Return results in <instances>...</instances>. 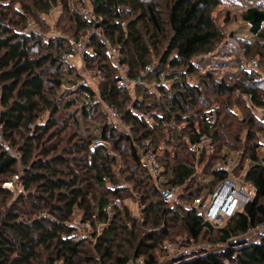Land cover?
<instances>
[{
	"label": "trees",
	"instance_id": "16d2710c",
	"mask_svg": "<svg viewBox=\"0 0 264 264\" xmlns=\"http://www.w3.org/2000/svg\"><path fill=\"white\" fill-rule=\"evenodd\" d=\"M31 1L36 11L49 13L58 0ZM60 1L75 27L74 35L52 37L45 42L39 33L25 32L29 17H34L33 10L15 11L18 20L14 21L3 13L11 9L12 0H0V128L10 147H17V154L12 155L9 147L0 143V264H39L42 249L48 251L51 264H81L91 243L99 262L104 264H124L138 257H143L148 264H225V261L264 264V239L250 244L242 238L249 226L264 223V167L257 154V131L250 130L253 126L259 125V130L264 127L253 109L264 108V89L260 87L261 84L264 87V82L259 84L252 77L253 70H245L247 74L242 78L253 87L217 82L211 76H208L211 82L205 85L201 81L195 85L187 79L189 74L196 73L192 59L211 54L223 38L213 16L222 1L87 0L90 9L79 5L70 7L68 0ZM84 10L90 13V19ZM19 19L24 20L23 31L15 30L20 27ZM242 19L249 25L251 34L264 41V8L249 7ZM83 33L88 35L87 47L93 51L91 55H84L87 65H99L106 78L99 97L115 107L121 120L131 126V134L121 133V140L128 144L127 152L119 146L120 131L105 112L99 116L104 114L106 122L94 135L78 132L67 139L68 144L74 137L78 138L74 147H62L67 136L65 128H56L62 126L60 111L72 104L62 106L50 97L51 90H48L61 86V81L53 76L61 64H67L64 56L74 50L71 38L79 41ZM104 39L117 48L130 78L145 81L150 76L156 77V92L161 94V99L152 98L154 93L145 88L138 87L135 97L119 86L118 66L111 63L110 67ZM163 46L166 51L155 71L144 74L146 67L152 65V55L159 56ZM245 50L249 53L248 48ZM162 72L167 73L163 83L159 79ZM167 81H173L170 87ZM78 90L94 96L85 86ZM212 90L221 98L216 100L217 107L207 118L203 111L214 106ZM234 94L250 97L252 107L245 108V119L233 121L237 117L235 111L232 109L228 114L223 111L228 109L224 106L228 102L223 104L224 97ZM89 101L88 107L81 106L85 117L90 116L97 104H102L94 98ZM124 106L129 107L122 115ZM47 110L51 113L42 119ZM155 111L161 114L158 116ZM69 121L79 126L76 117H69ZM246 122L249 129L244 132ZM203 135L211 137L214 152L197 154L191 150L190 143ZM96 141L100 143L95 144ZM111 142L117 149L110 152ZM144 144L158 154L167 186L181 188L179 200L191 203L190 207L183 204L171 207L160 198L142 168L139 148H145ZM235 152L241 158L234 174L239 176L245 168L244 160L250 159L246 179L255 184L258 193L222 227L210 230L204 226L203 217L193 203L208 197L229 176L217 164H225ZM118 153L135 167L129 166L126 175L123 174L125 185L118 178L122 173L114 169ZM198 166H203L202 173L197 172ZM15 176H19V182L15 183L18 193L4 186ZM130 186L140 198L126 197ZM150 189L153 193L148 196ZM154 194L157 200H152ZM113 199L122 200L123 207L108 218L104 208ZM126 200L139 204L142 219L133 215ZM95 212L99 222L106 224L102 232H93L91 238L75 239L72 234L76 216L87 221ZM146 228L151 231L147 232ZM170 229L186 238H180L181 243L180 239L167 242L180 248L194 244L196 248L163 263L156 252L161 242L166 243ZM214 233L215 239L199 246L201 239L210 238ZM123 242L129 244L128 249H124ZM163 246L160 253L165 250ZM166 254L170 256L169 251Z\"/></svg>",
	"mask_w": 264,
	"mask_h": 264
},
{
	"label": "rangeland",
	"instance_id": "374dc122",
	"mask_svg": "<svg viewBox=\"0 0 264 264\" xmlns=\"http://www.w3.org/2000/svg\"><path fill=\"white\" fill-rule=\"evenodd\" d=\"M15 1H19V3H16ZM70 7H75L77 5L81 6L82 9L86 8V9H90V4L89 2H87V0H68ZM221 5L215 10L213 16L214 19L220 29V32L223 35V38L219 41V43H217L215 45V49L213 50V52L211 54L208 55H200L198 57H195L192 59L193 64H195V68H196V73L192 74V75H188L187 79L188 81H190L192 84L194 83L196 85L203 83L204 85L206 83H210L211 80L209 79L208 76H211L212 78H214L217 82H226L227 84L230 85H242V86H246V87H251L252 84L250 83H244L242 78L245 74H247V72H250L249 70H253L252 72V77L255 78V80L261 84L259 81L264 82V41L261 40L257 35H252L250 32V27L249 25L243 21L242 19V15L243 13L249 8V7H253V6H258L260 8H264V0H221ZM12 7L9 10H4L3 13L7 14V16L9 18H13L14 21L18 20V17L16 15H14V12L16 11L17 13L19 12H25V9L28 10H33V12L35 14H33L32 12H30L31 14L34 15L33 18L29 17L30 19L28 20V25L26 26L25 32L26 33H31L33 32H37L39 33V35H41L42 38L45 39V42L49 41L50 38H58V37H65V38H70L72 37V35H74L75 32V27L73 24H71V22L69 21V17L66 14L65 8H64V4L62 3V1L58 0L56 4H54V6L50 9L49 13H42L39 11H36L33 8V2L31 0H12ZM22 5H21V4ZM81 3V4H80ZM85 6V7H84ZM25 8V9H23ZM87 10H84V12H86ZM20 23V27H16V31H23V24H24V20L19 19ZM32 26V29L29 27ZM72 41H70L71 46H73V53L71 56H69V58H66V55L64 56L63 61L66 60L67 64L62 65L61 63V67L58 69L57 72H55V75L53 76V78H58L61 81V86L59 88H49L48 92L50 97H52L53 99H56V101H59V103L62 104V106L65 107V105L68 104V102H70V104H72V106L70 108H66L60 111L61 116L60 119H62V126L60 128H56V130H59L61 128H65V134L66 136V140L64 142V144L62 145V147L67 146V147H74L75 144L79 141L78 138L74 137L73 141H71L70 143L68 142L67 144V139L69 138V136L71 135H76L78 132L80 133H85V134H95V131L103 126V124L106 122L107 117L110 118V116L106 113L104 109V106L102 104H97L95 106V109L93 112H91L89 117H85L82 115L81 110H82V105H85L86 107H88L89 105V100L90 99H97V101H99V103H102V99L99 97L100 96V92L102 90V84L103 82L106 80L104 73L101 72L97 66H93V67H89L85 61V57L84 55L81 54V50L79 48V45L82 46H86V54L88 53L89 55H91L93 52L91 48L87 47V43H88V37L86 33L82 34L81 39H79V41H76L75 38H71ZM56 41V40H53ZM77 42H81L80 44H78V51H75V45ZM245 47L248 48V52H246ZM114 49H116V51L112 50L114 56L112 58L109 57L110 59V67L112 66L113 63H116V65L118 66L117 68V72L119 73V75H127V65L123 66L120 62V56L119 53L117 52V48L116 47H112ZM166 51V46H163L160 49V55L156 56V55H152L151 60H152V65L153 66H157L160 62V58L162 57V55H164V52ZM249 54V56H248ZM252 57V58H251ZM256 61L257 65L255 66V64H253V62ZM261 62V63H260ZM112 63V64H111ZM253 67V68H251ZM168 69V68H167ZM116 69L112 68V72H116ZM247 72H246V71ZM175 71V69H174ZM169 72H171L169 70ZM145 74V73H144ZM132 79V78H131ZM135 80V79H133ZM156 77L154 76H150L149 79L147 80H143L142 83L141 81H139V83H135L134 85H130V87L128 88V92L132 95L137 97V88L140 87L144 90V88L148 91V92H153L154 94L152 95V98H156V99H161V94L157 93L156 91ZM138 81V79H137ZM173 82V81H172ZM171 81H167L166 85L167 86H171L172 85ZM263 84L260 85L261 89H264V87L262 86ZM81 86H85L88 89H90V91L92 93H94V96H91L92 94L89 92H84V90L80 91L78 90L79 87ZM257 86V85H256ZM253 87V86H252ZM53 89V90H52ZM212 99H213V107L210 108H203L205 109L203 111V114L205 113V115L208 118V115L211 116L212 111H214V109L217 107V104L215 103L217 99L221 98L220 95H216L213 90H212ZM164 99V98H163ZM75 102L77 103V105H80L78 108L77 105H74ZM228 102V103H227ZM219 104H221V102H218ZM224 103H227L224 104ZM131 103H129L130 105ZM223 104L226 108V106H228V109H223V111L225 110V114L230 113V111L233 109V111H235V118H233V121L235 120H240V119H245V108H249L252 107V102L250 100V98H248L247 96L241 94L240 96H238V94L235 96L232 95L230 97H224L223 99ZM129 106H124L122 107V115H124V113L126 112V110L128 109ZM255 112H257V120L259 122L262 123V125L264 126V121L260 120L259 117L263 116L264 117V112L261 108L257 109V108H253ZM100 112H105L107 117L104 114H101L99 116ZM51 112L50 111H45L41 118L45 119L46 117L49 116ZM155 113H158L157 115L159 116L161 113L155 111ZM76 117L77 119H79L80 123L79 126L77 127L74 123V121H69V117L71 116ZM262 117V118H263ZM101 118L105 119L102 120ZM150 118V117H149ZM255 119V118H254ZM41 120V119H40ZM152 122V121H151ZM258 122V123H259ZM260 123V124H261ZM115 125V126H114ZM114 127H116V129L118 131H120V136L121 133L124 135H129L131 134V126L128 124V122H125L124 119L119 121V122H114ZM180 127L183 128V125H181ZM244 132L247 131L248 128V124L247 122L244 124ZM259 125L256 127H252L250 130H256L257 132V136H258V142L260 140L259 136L261 138L264 137V127L262 128V130H259ZM246 134V133H244ZM245 136V135H244ZM122 136L117 138L120 142L119 146L121 148H123L125 150V152L128 151V144H126V141H122L121 140ZM18 141H21L20 139H18ZM231 141V140H230ZM115 142V141H114ZM114 142H111L109 144V150L111 151H115V149H117V147L113 148ZM0 143L1 145H4L5 147H9V152L14 155L17 154V147H10V143L8 141H6L4 139V136L2 135V133L0 132ZM95 144H97V141L95 142ZM140 150V148H139ZM153 151V150H152ZM232 155H230V157L232 158V160H235L237 158L235 157H239V156H235L237 155L236 152L235 153H231ZM119 157L117 158V162L114 165V169L116 168L117 171H120V173L118 175V178L120 179V183L122 185H125V181H124V177L123 174L126 175V171L127 168L130 166L132 168H135L131 165H134L133 162L128 161L127 157H123L122 154H119ZM74 156L77 157H81L82 155L80 154H76ZM74 156H71V158L73 159ZM90 159V157L88 158ZM235 162V161H234ZM221 163H218L217 165H220ZM223 165V164H222ZM64 167V166H63ZM63 167H61V169H63ZM202 167L203 166H198L197 167V172L198 173H202ZM141 172L142 170L139 169ZM20 172H22V168L20 170ZM91 175V173L89 174V176ZM88 176V177H89ZM209 180V178H207ZM148 182V180H146ZM11 182V181H9ZM18 181H15L13 183L14 187H15V191H16V186L15 183H17ZM149 183V182H148ZM150 187V184H149ZM9 189V188H8ZM130 191H128L126 194V197H138L140 198V194H138V192L136 190H133L132 186H130ZM17 192V191H16ZM105 192V191H104ZM18 193V192H17ZM153 193V189H150L148 192V196H151ZM104 194V193H103ZM205 194V192L203 193V195ZM16 195V194H15ZM180 195V194H179ZM179 195L177 197V200L179 201L178 203L183 204L185 206L190 207L191 203H187V202H181V200H179ZM17 196V195H16ZM100 197V195H98ZM152 200H157L156 199V195L154 194V197L152 198ZM14 202V200L12 201ZM9 203V201H8ZM16 203V200H15ZM185 203V204H184ZM125 204L131 209L132 213L134 216H140L142 219V213L139 207V204L137 202H134L132 200H126ZM263 205H264V201H263ZM19 206V204H18ZM96 214V212H95ZM71 224V222H70ZM102 224L101 222L95 224V229H93L92 231H90L88 234H90L92 236V233H98V229H100L102 231ZM74 225V222H73ZM146 231L149 232L151 230H148V228H146ZM177 230H173L170 229L169 231V237H167L165 239V244H163V242H161L159 244V249L157 250L156 254L160 255L159 261L166 263L167 261H169V259L171 257H173L170 253V256L167 253V249L165 248L167 245H170V242H167L169 240H173L176 239V241L180 238H186L185 235L183 236H179L177 234ZM215 234H213L212 237H208L205 240H202L199 242V246L200 245H206L208 244L207 242H209L211 239H215ZM179 242H182V239L179 240ZM125 242H123L124 244ZM163 246V248L165 250H163V253H160V246ZM173 245V244H172ZM175 246V245H174ZM94 243H91L88 245L87 247V254H85L80 262L81 264H104L103 262H99V255L94 251ZM124 249H128L129 244H124ZM183 247H172V251L174 253L179 252V249H182ZM165 252V253H164ZM40 253L42 254L43 258H41L39 260V264L43 263V264H51L48 258V251L42 249L40 251ZM40 254V255H41ZM50 257V256H49ZM54 264H62L61 262H55ZM108 264V263H107Z\"/></svg>",
	"mask_w": 264,
	"mask_h": 264
},
{
	"label": "built area",
	"instance_id": "2783aa9c",
	"mask_svg": "<svg viewBox=\"0 0 264 264\" xmlns=\"http://www.w3.org/2000/svg\"><path fill=\"white\" fill-rule=\"evenodd\" d=\"M86 17L88 19L91 18V15L88 11L85 12ZM32 29V26H29ZM88 36V35H87ZM103 42L107 46V55L112 58L114 56L112 50L116 51V49L112 48L110 42L107 39H104ZM75 45V51H78V44ZM79 48L81 50V54L85 55L86 53V46L79 45ZM118 52V50H117ZM93 54V52H91ZM73 53L66 55V58L71 56ZM116 64V63H115ZM253 64L255 66L257 65V62L254 61ZM117 66V65H116ZM155 66L150 65L147 66L144 73L150 74L155 71ZM253 68V67H251ZM254 69V68H253ZM167 73H161L159 75L160 82L163 83L166 79ZM121 78L119 80V86L121 88L128 89L130 85H134L135 83H139L141 79H131L128 75H120ZM142 83V81H141ZM250 98L249 96H247ZM102 105L104 106V109L106 113L112 117L114 122L121 121V114L119 111L113 107L108 105L105 101H102ZM264 112V108H261ZM264 115V114H263ZM209 116V115H208ZM210 117V116H209ZM260 116V120L264 121V117ZM1 132V128H0ZM259 148L257 150V154L260 161L261 166L264 167V137L261 138L259 136ZM100 141H97V144H99ZM145 148H140V155H141V164L142 168L147 174L150 176L153 188L158 192V195L160 198L164 201H167L171 207H174L179 201L177 200L178 195L180 194L181 188L179 187H168L167 186V180L163 174V168L159 162L158 154L147 147L146 144ZM190 148L192 151H194L197 154L201 153H212L215 150V145L208 135H203L200 137L199 140L190 143ZM146 149H149L148 151ZM146 150V151H145ZM241 156L235 160L228 159L225 164L218 165V169L225 170L229 176L221 181L214 190L208 195V197L205 198H199L196 199L193 203L194 208L197 210L198 214L203 217V220L205 223H209L213 228H219L222 227L229 219L233 218L237 213L242 211L243 207L250 204L255 196L258 193L257 187L253 182L247 181L246 175L248 172V169L251 164L250 159L244 160V167L242 171H240V175L237 176L234 174L235 170L238 168L239 161ZM235 161V162H234ZM15 181L19 182V176H15L11 182H7L4 184L6 188H9L13 190V183ZM19 190H21L19 188ZM17 191V187H16ZM123 207V202L120 199H113L110 201L104 208L105 214L108 216V218H111L113 213L116 212V210ZM98 213L92 215V218L87 221H83L79 216H76L74 222V226L76 227L73 231V237L75 239H81V238H91V235L88 234L90 231L95 229V224L99 223L98 220ZM106 226L105 223L102 224V228ZM102 232L100 229H98V233ZM244 239L249 241L250 244L253 243H259L262 239H264V223H260L255 226H249L246 233L243 235ZM172 247H175L174 245L170 244L167 245L165 248L173 254L172 256H177L181 254H187L190 251H193L196 248V245L192 244L190 247H183L182 249H179V252L174 253L172 251ZM124 264H148L146 260L143 257H138L135 259H132L130 261H127ZM225 264H229L228 261H225Z\"/></svg>",
	"mask_w": 264,
	"mask_h": 264
},
{
	"label": "water",
	"instance_id": "95a60500",
	"mask_svg": "<svg viewBox=\"0 0 264 264\" xmlns=\"http://www.w3.org/2000/svg\"><path fill=\"white\" fill-rule=\"evenodd\" d=\"M204 226L207 227V228L210 229V230L213 229V227H212L209 223H205Z\"/></svg>",
	"mask_w": 264,
	"mask_h": 264
},
{
	"label": "bare ground",
	"instance_id": "6f19581e",
	"mask_svg": "<svg viewBox=\"0 0 264 264\" xmlns=\"http://www.w3.org/2000/svg\"><path fill=\"white\" fill-rule=\"evenodd\" d=\"M111 119H112V117H111ZM112 120H113V119H112ZM113 121H114V120H113ZM13 191L16 192V191H15V188H14V185H13Z\"/></svg>",
	"mask_w": 264,
	"mask_h": 264
}]
</instances>
